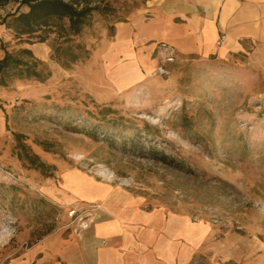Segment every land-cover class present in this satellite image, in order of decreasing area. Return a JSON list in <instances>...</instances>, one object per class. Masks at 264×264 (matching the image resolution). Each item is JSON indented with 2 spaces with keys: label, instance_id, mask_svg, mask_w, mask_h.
<instances>
[{
  "label": "rangeland",
  "instance_id": "obj_1",
  "mask_svg": "<svg viewBox=\"0 0 264 264\" xmlns=\"http://www.w3.org/2000/svg\"><path fill=\"white\" fill-rule=\"evenodd\" d=\"M19 1L0 6V22L28 10ZM156 1L77 0L96 7L88 24L71 36L56 21L36 33L43 43L7 31L4 48L49 76L0 87V264H49L42 241L77 226L68 212L86 207L63 209L46 193L68 170L251 240L252 262H264V59L178 56L163 78L155 59L138 82L122 66L103 71L117 27L149 21ZM135 137L140 154L129 146ZM160 154L172 164L155 160Z\"/></svg>",
  "mask_w": 264,
  "mask_h": 264
},
{
  "label": "crops",
  "instance_id": "obj_2",
  "mask_svg": "<svg viewBox=\"0 0 264 264\" xmlns=\"http://www.w3.org/2000/svg\"><path fill=\"white\" fill-rule=\"evenodd\" d=\"M152 11L147 22L137 18L117 27L103 71L122 66L126 74L138 72L135 82L140 81L156 67L159 42L182 57L264 59V0H158ZM5 38L7 30L0 25V45ZM46 193L63 209L74 204L91 209L80 217L85 229L63 228L42 241L49 264H264L252 262L256 245L251 240L242 242L188 215L150 207L99 176L68 170L61 185L47 187Z\"/></svg>",
  "mask_w": 264,
  "mask_h": 264
},
{
  "label": "trees",
  "instance_id": "obj_3",
  "mask_svg": "<svg viewBox=\"0 0 264 264\" xmlns=\"http://www.w3.org/2000/svg\"><path fill=\"white\" fill-rule=\"evenodd\" d=\"M8 1L0 0V6ZM19 6H25L28 10L17 15H10L11 22L6 24L2 21L0 25H3L7 31L11 29L14 32L15 39L21 40L23 36L35 37L38 38L39 43L45 42L46 36L42 37L36 33L50 30L51 26L55 27L56 21L66 20L68 24L67 32L71 36H77L88 24L91 12L96 10V7H89L87 4L79 7L77 0H20ZM26 42L34 45L33 42H29V39ZM4 44L0 45V50L3 52V57L0 59V87L5 88L7 86L6 79L11 77L16 80L35 79L40 83L48 79L49 74H42L36 70L35 66L27 63L24 59H17L4 48ZM20 54L33 56L30 49H22ZM15 139H19V136L16 135ZM129 146L139 154L146 150V147L140 144V138L138 137L131 139ZM147 150L150 154L156 152L155 149L147 148ZM152 156L154 155L152 154ZM155 160L164 165L172 164L171 159L163 154H160L159 159Z\"/></svg>",
  "mask_w": 264,
  "mask_h": 264
},
{
  "label": "built area",
  "instance_id": "obj_4",
  "mask_svg": "<svg viewBox=\"0 0 264 264\" xmlns=\"http://www.w3.org/2000/svg\"><path fill=\"white\" fill-rule=\"evenodd\" d=\"M224 37H221L217 42V45H220ZM155 53L158 58L159 65L155 69L154 73L159 78H163L170 75L169 70L166 68L167 65L173 64L178 59V55L170 44L166 42H159L155 48ZM78 206V205H77ZM90 208H83V207H74L68 212V217L74 221H79L77 227L81 229H85L87 227V223L80 219L81 216L86 215ZM80 219V220H79Z\"/></svg>",
  "mask_w": 264,
  "mask_h": 264
}]
</instances>
